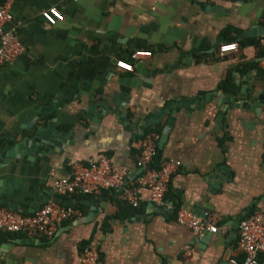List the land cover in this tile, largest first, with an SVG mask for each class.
<instances>
[{"label":"crops","instance_id":"1","mask_svg":"<svg viewBox=\"0 0 264 264\" xmlns=\"http://www.w3.org/2000/svg\"><path fill=\"white\" fill-rule=\"evenodd\" d=\"M5 2L13 17L8 28H17L26 50L0 66V198L27 210L37 197H56L55 181L71 176L75 163L107 156L131 171L128 188L142 200L134 208L120 191L63 197L79 215L52 237L0 231V264H80L87 246L98 249L97 264H231L243 257L234 220L264 211V104L258 112L231 107L221 93L231 99L248 74L245 82L264 91L263 37L244 35L264 27V0ZM53 7L64 17L56 25L41 16ZM223 39L239 50L221 55ZM121 60L133 71L118 68ZM227 76L231 93L221 87ZM91 100L97 107L88 115ZM53 104L51 117L60 121L48 140L31 153L26 147L7 154L28 135L31 117ZM169 104L142 135L146 120ZM152 133L159 134L153 166L180 163L163 207L137 183L141 143ZM196 204L208 205L217 233L197 236L178 223L177 210Z\"/></svg>","mask_w":264,"mask_h":264},{"label":"built area","instance_id":"2","mask_svg":"<svg viewBox=\"0 0 264 264\" xmlns=\"http://www.w3.org/2000/svg\"><path fill=\"white\" fill-rule=\"evenodd\" d=\"M43 20L50 25H56L64 19L59 9L53 7L41 14ZM13 17L9 4L5 2L0 7V66L13 64L26 48L19 39L17 28H8ZM264 47V37L260 40ZM239 45L236 42L222 44L219 53L225 55L237 52ZM117 67L132 72L133 66L126 61H118ZM159 134L152 133L141 143L140 157L137 169L139 187H146L150 191V202L163 207L168 205L166 194L169 190L172 176L180 167V163L172 160L163 161L159 167L153 164L158 155ZM131 171L113 164L107 156L88 162H77L73 165L69 177L58 178L54 183V194L59 197L68 196H97L105 191H120L121 198L132 207H139L142 198L137 190L128 188L127 179ZM79 215V210L70 205H62L49 201L33 214H23L8 208H0V231L15 234L35 236L37 234L52 237L59 226L71 221ZM177 221L190 228L197 236L207 232L217 233L219 228L215 219L208 213L200 217L194 212L180 207L177 210ZM237 249L244 256L240 262L235 258L231 264H260V257H264V211H257L247 215L241 222L238 231ZM186 247V252H189ZM98 249L87 246L81 254L80 264H97Z\"/></svg>","mask_w":264,"mask_h":264},{"label":"water","instance_id":"3","mask_svg":"<svg viewBox=\"0 0 264 264\" xmlns=\"http://www.w3.org/2000/svg\"><path fill=\"white\" fill-rule=\"evenodd\" d=\"M245 36H251V37H264V27L259 26L257 29L255 30H250L248 32L244 33ZM224 44L225 39H223ZM219 43V40L217 42V44ZM228 43H232V42H228ZM218 45H213V49H217ZM149 72V71H148ZM147 71H142V73L144 74H148ZM141 73V72H140ZM134 81H136L137 77H133ZM247 79H250V74L247 75V77L243 78V82H242V87L240 88L239 92L234 93L233 97L231 99H228L225 97V93H221V96L224 100V104L226 105H230L231 107H239L240 105H242L243 107L249 108V109H255L258 112V109L260 108V105L264 104V91H261L258 94V89L249 83H246L245 81ZM126 82V80H121L120 83ZM127 82H129V79H127ZM135 84V83H133ZM110 88V87H109ZM124 90V89H122ZM109 89L108 92L104 91L102 94L104 96H107L109 94ZM115 94V93H114ZM97 98V96L95 97ZM202 98L197 99V103L200 104V102L202 101ZM107 103V101H103V104L105 105ZM175 104V103H174ZM120 105V104H119ZM172 105H168L166 107L165 110L161 111L159 114L157 115H152L150 118H148L145 122V124L141 127L142 135L146 134V129H148L150 126H153L157 120H159L161 118V116L166 115V112H168L170 110V107ZM97 107V102L95 100H91L90 101V107H89V111L87 112V114L89 115L90 112ZM120 107H122V105H120ZM222 108H224V106H221ZM123 108V107H122ZM57 106L56 105H51L49 107L46 108H42L40 110H38L36 112V115L32 118L31 117V121H29L27 123V127L26 130L28 132V135L25 136L20 143H18L17 145H15L9 153V155H15V153L18 150L24 149L26 147H28L29 149H26V152L31 153L34 151L35 146L37 144H39L42 140L46 141L48 140V136L51 134L52 130L55 128V126L57 125V123L60 121V118L58 117H51L52 114L54 112H56ZM106 111H103V113H105ZM116 113L119 116H124L122 112H120L119 110H116ZM171 113L174 115L175 114V110L171 111ZM30 115H33V112H30ZM129 119V118H128ZM127 119V120H128ZM129 120H135L134 118ZM173 119H171L168 122V126L163 134V138L161 139L162 141L164 140L165 136H166V131H168V129L170 128L171 124H172ZM38 150L39 151H47V147H43V145H38ZM141 171V170H140ZM5 191L1 192L0 190V197H3L5 195ZM4 194V195H3ZM45 202H49V201H55L57 203H60L62 205H70L72 201L67 200L63 197H59L56 196L54 198L52 197H48L47 199H45ZM40 197H37L34 202L32 203V205L30 206L29 209L25 210V209H20L19 207H17L13 202L9 201L8 199H1L0 198V207L6 205L9 209L11 210H15V211H19L23 214H33L35 213L44 203H45ZM96 201H92V207L95 209L96 206ZM187 208L189 210H191L192 212H194L195 214H197L200 217H204L206 213H208L209 211V207L208 205H186ZM251 210H247L245 212H243L242 214H240L235 220H234V225H233V229L236 235H238V229L240 227V224L242 222V220L250 213ZM26 243H34L32 239H28L27 241H25ZM227 264H229L228 260L226 262Z\"/></svg>","mask_w":264,"mask_h":264},{"label":"trees","instance_id":"4","mask_svg":"<svg viewBox=\"0 0 264 264\" xmlns=\"http://www.w3.org/2000/svg\"><path fill=\"white\" fill-rule=\"evenodd\" d=\"M6 0H0V7L5 3ZM234 80L232 76H227L226 80L222 83L221 87L227 93L233 92L234 89ZM161 163V162H160ZM159 164H155V167H158ZM238 261H244V256L239 258Z\"/></svg>","mask_w":264,"mask_h":264}]
</instances>
